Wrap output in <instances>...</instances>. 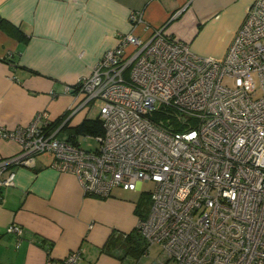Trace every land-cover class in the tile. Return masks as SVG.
I'll list each match as a JSON object with an SVG mask.
<instances>
[{"label": "built area", "instance_id": "built-area-1", "mask_svg": "<svg viewBox=\"0 0 264 264\" xmlns=\"http://www.w3.org/2000/svg\"><path fill=\"white\" fill-rule=\"evenodd\" d=\"M243 19L221 58L194 53L163 27L147 39L122 33L90 74L66 86L82 95L73 114L103 101L95 149L58 137L65 121L56 133L47 121L40 126L46 110L27 126H0V139L20 144L17 155L0 160V207L13 168L51 152L54 167L75 174L87 195L105 199L117 186L155 183L151 208L135 227L148 247L161 246L153 264H264V0ZM251 72L260 98L245 87ZM7 233L20 242L24 228L12 223ZM82 253L48 254L46 264H77Z\"/></svg>", "mask_w": 264, "mask_h": 264}, {"label": "crops", "instance_id": "crops-1", "mask_svg": "<svg viewBox=\"0 0 264 264\" xmlns=\"http://www.w3.org/2000/svg\"><path fill=\"white\" fill-rule=\"evenodd\" d=\"M255 0H0V126H27L46 110L48 131L66 115L64 136L88 118L78 92H67L91 73L122 33L147 39L164 31L189 43L194 53L221 58ZM133 13L141 20L133 22ZM16 140L0 139V160L17 155ZM42 152L30 165L15 166L14 184L0 207V264H46L81 249L77 264H153L159 244L148 247L132 232L137 202L111 194L87 195L78 177L54 167ZM24 228L22 240L7 233ZM131 236H128L131 234ZM159 246V247H158ZM145 250L141 251V248Z\"/></svg>", "mask_w": 264, "mask_h": 264}, {"label": "rangeland", "instance_id": "rangeland-1", "mask_svg": "<svg viewBox=\"0 0 264 264\" xmlns=\"http://www.w3.org/2000/svg\"><path fill=\"white\" fill-rule=\"evenodd\" d=\"M226 83L230 87L235 86V81L232 78L225 79ZM245 87L248 92H251L254 98H260L263 95L262 88H261V81L259 80V75L257 72H251L245 78ZM103 105L102 100L95 99L91 101L86 108V112H88V118H98L100 117V110ZM66 123V122H65ZM64 131L61 132L58 137H63ZM81 140V144L84 149L91 150L98 147V139L95 134H87L85 137L79 136ZM142 190H125L123 187L117 186L113 189L112 194L114 195H121L127 196L128 199L136 200L137 202L141 203V208L143 213H148L151 208V192L154 190L155 183L151 181H143L142 182ZM159 247V246H158Z\"/></svg>", "mask_w": 264, "mask_h": 264}, {"label": "trees", "instance_id": "trees-1", "mask_svg": "<svg viewBox=\"0 0 264 264\" xmlns=\"http://www.w3.org/2000/svg\"><path fill=\"white\" fill-rule=\"evenodd\" d=\"M66 118V115L57 119L55 122H53L52 124V129L56 128L57 126L61 125L64 120ZM67 124L65 123L63 125V128L62 129H66ZM104 132V126L101 122V119L98 117V118H95V119H86L85 121H83L82 123H80L77 127L75 128H72L70 129V137L72 138L73 136L75 135H78V134H82V135H87V134H95V135H101L102 133ZM141 201L137 204V212L140 214L139 216L140 217H143L144 215H146L147 213H143L142 212V208H141ZM132 232L134 233H138L139 235H141L139 232L136 231V229L134 228L132 230ZM132 232L131 234H129L128 236H131L132 235ZM142 237V236H141ZM145 250V248H141V251Z\"/></svg>", "mask_w": 264, "mask_h": 264}]
</instances>
